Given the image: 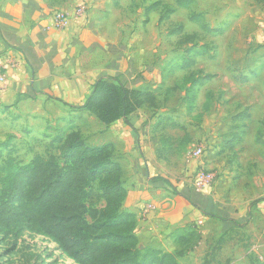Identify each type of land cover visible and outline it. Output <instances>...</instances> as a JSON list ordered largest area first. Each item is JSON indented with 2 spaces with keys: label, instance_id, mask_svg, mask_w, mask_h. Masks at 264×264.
Wrapping results in <instances>:
<instances>
[{
  "label": "rangeland",
  "instance_id": "rangeland-1",
  "mask_svg": "<svg viewBox=\"0 0 264 264\" xmlns=\"http://www.w3.org/2000/svg\"><path fill=\"white\" fill-rule=\"evenodd\" d=\"M95 2L99 6L103 3L111 5L112 25H119L125 49L130 46L127 50L130 51V76L125 83L149 91L156 98L155 107H142L135 119H130L136 131L134 136L130 129L134 149L126 153L115 140L113 144L109 143L105 126L92 116L69 110L61 103L54 104L58 113L57 109L50 110L57 114L55 118L20 120L16 113L19 100H16L11 105L0 106V160L9 152L21 164L34 156H57L58 144L52 143L53 139L63 138L71 130L79 131L88 146L111 144L114 159L120 160L123 185L129 193L127 205H135L132 209L139 220L135 234L140 249L153 248L148 246L147 236L142 231L150 233L154 229L160 236L154 249L184 252L178 258L180 264H263L260 256L254 253L252 237L244 232L245 226L239 229L229 222L205 217L181 196L194 194L207 202L208 210L214 209L238 224L249 223L253 217L251 212L257 207L250 208V203L264 198V76L253 78L250 73L252 55L257 50L262 51L263 45L255 42L251 35L234 44L227 42L224 36L232 30L233 24L227 29L221 24L214 28L221 32L220 35L203 31L201 24L185 27L191 10L181 11L158 23L159 15L164 13L160 8L144 14L156 0H76L72 6L65 2L63 8L54 9L52 14L79 5L87 8ZM179 24L183 26L182 33L169 35L168 32ZM104 31L110 32L109 29ZM190 33L196 35L199 45L207 44L212 52L196 58L192 68L183 70L180 66L186 45L179 42L182 34ZM220 43L223 48L234 45L233 53L219 55ZM199 71L214 78L188 93L184 78L197 75ZM208 92L211 93L209 97L206 96ZM206 102L207 109L204 107ZM140 118L145 119L140 123ZM147 127L159 130L162 142L160 149L153 152L155 158L152 161L145 159L139 143V131L143 135ZM40 129H44L45 135L34 137L39 134L32 135L33 132ZM121 134L119 141L123 140ZM6 142H9L7 149L1 147ZM196 146L204 147V155L197 160L190 158V152ZM199 171L215 176L211 188L201 194L193 192L192 186ZM156 176L167 179L179 195L165 185L151 184L149 180ZM252 178L259 185L257 197L247 196L253 186ZM91 194L88 206L100 209L103 201L99 198L97 184L93 185ZM146 204H154L156 211L153 217L141 222V208ZM247 209L252 211L248 213ZM240 210L244 213L242 217ZM261 223L264 228V221ZM191 235L193 239L189 245L178 240ZM0 264L74 263L51 241L21 231L11 232L6 237L0 235Z\"/></svg>",
  "mask_w": 264,
  "mask_h": 264
},
{
  "label": "trees",
  "instance_id": "trees-1",
  "mask_svg": "<svg viewBox=\"0 0 264 264\" xmlns=\"http://www.w3.org/2000/svg\"><path fill=\"white\" fill-rule=\"evenodd\" d=\"M255 2L264 8V0ZM175 3L178 8L189 9L192 0H175ZM159 8L164 13L159 15L158 23L174 13V9L156 1L145 9L144 14ZM187 20L201 24L205 32L221 34L209 28L200 13L190 12ZM182 31L183 26L179 24L168 34H181ZM181 38L179 43L186 45L181 69L192 68L196 57L211 55L212 50L207 44L196 42L195 34H182ZM31 74H34L33 69ZM213 78V75L199 71L197 75L184 78V83L188 85L189 93L195 86ZM210 94L208 92L206 96ZM61 103L69 110L85 111L105 127L122 120L135 136L131 117L142 107H155L156 98L149 91L131 88L117 77H100L92 84L81 106ZM204 107L208 108L207 102ZM52 143L58 144L57 156H34L24 165L15 161L9 152L0 160V235L6 237L11 232L26 231L45 238L74 264H180L178 258L183 255L182 251L172 253L139 248L136 217L123 210L127 191L121 165L114 159L111 144L88 146L76 130L69 131L63 138H54ZM8 146L9 142H6L1 147L7 149ZM139 156L143 159L141 152ZM149 181L165 185L179 195L163 177L156 176ZM94 184H97L99 198L103 201L100 209L87 204L91 201ZM181 196L205 217L229 222L239 229L247 223L238 224L214 209L208 210L207 202L194 194ZM260 202H264V198L251 202L250 208ZM192 239L191 235L178 240L189 245ZM220 242L221 238L218 244Z\"/></svg>",
  "mask_w": 264,
  "mask_h": 264
},
{
  "label": "crops",
  "instance_id": "crops-1",
  "mask_svg": "<svg viewBox=\"0 0 264 264\" xmlns=\"http://www.w3.org/2000/svg\"><path fill=\"white\" fill-rule=\"evenodd\" d=\"M156 1L171 5L170 8L174 9L172 16L184 10L202 14L203 21L211 29L220 24L227 29L233 24L232 30L225 33L224 36L227 42L231 41V44L251 35V38L256 40L255 42L263 45V49L262 51L257 50L252 55L250 63L253 67L250 73L253 78L264 76L262 35L264 32V8L255 0H192L189 9L178 8L175 0ZM65 2L66 5L69 3L68 5L72 6L76 0H0V65L7 66V79L5 89L0 93V106L11 105L19 100L16 113L20 120L55 118L57 114L54 115L53 111H50L57 109L54 104L61 105L63 102L71 106H81L85 102L92 84L98 78L117 77L125 83L124 80L130 76V51H127L130 46L128 45L125 49L119 25H112L114 20L110 15L111 5L103 3L102 6H99L97 2L88 5L83 19L74 20L64 31L57 32L50 28L52 12L54 9L63 8ZM209 2L212 4L209 5ZM186 22L185 27H194L195 25L188 20ZM107 23H110V26ZM107 29L110 30L109 33L104 31ZM222 45L220 43L217 50L219 55L233 53L234 45H232L233 47L225 45L224 48ZM135 68L139 69L137 66ZM32 69L33 75L31 74ZM132 86L130 85L131 88L140 90ZM26 108L28 109L26 110ZM80 113L84 116L88 115L85 111H80ZM135 114L131 120L135 119ZM140 119L141 123L145 118ZM124 126L123 121L119 120L106 127L108 129L106 137L109 143L113 144L115 140L122 147V151L128 153L134 149L135 144L131 137V130L126 126L123 128ZM144 131L143 135L139 131V143L142 146L145 159L152 161L155 158L153 152L160 149L162 143L160 133L159 130L148 127ZM34 133L39 134L34 137L45 135L44 129L33 132L32 135ZM119 134L122 135L123 140L119 141ZM135 155L137 157V154ZM31 159L23 164H28ZM117 161L120 164V160L117 159ZM254 179L252 178L253 186L247 196L250 194H252L250 196H258L259 185ZM244 198L241 199L244 200ZM128 199L129 193L127 192L123 210L135 215L137 220L135 232H137L139 220L132 209L135 205H127ZM255 206L253 212H251L252 209H247V212L249 210L253 217L245 225L244 232L252 237V241L255 243L254 253L260 256V261L264 263V228L261 223L264 221L262 215L264 202ZM241 211H239L240 217L244 215ZM154 213L150 217H153ZM142 232L147 236L145 241L148 246L156 248L160 238L158 233L154 229L150 233L146 230Z\"/></svg>",
  "mask_w": 264,
  "mask_h": 264
},
{
  "label": "built area",
  "instance_id": "built-area-1",
  "mask_svg": "<svg viewBox=\"0 0 264 264\" xmlns=\"http://www.w3.org/2000/svg\"><path fill=\"white\" fill-rule=\"evenodd\" d=\"M87 8L83 5H79L72 10H61L52 14L50 22V28L57 32L64 31L72 21L83 19L86 14ZM264 42V32H263ZM6 70L7 66L0 65V93L5 89L6 84ZM204 155V147L196 146L190 152L191 159H200ZM215 176L211 173L199 171L195 174L192 182V186L195 192L201 194L208 191L214 184ZM156 211L154 204H146L141 208V214L139 216L141 222H145Z\"/></svg>",
  "mask_w": 264,
  "mask_h": 264
}]
</instances>
